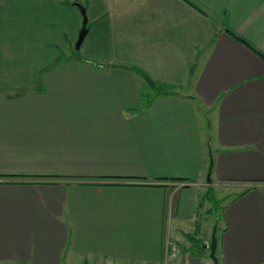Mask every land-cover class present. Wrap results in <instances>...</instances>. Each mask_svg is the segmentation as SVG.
<instances>
[{
  "label": "crops",
  "instance_id": "obj_1",
  "mask_svg": "<svg viewBox=\"0 0 264 264\" xmlns=\"http://www.w3.org/2000/svg\"><path fill=\"white\" fill-rule=\"evenodd\" d=\"M210 226L264 264V0L1 1L0 264H205Z\"/></svg>",
  "mask_w": 264,
  "mask_h": 264
},
{
  "label": "rangeland",
  "instance_id": "obj_2",
  "mask_svg": "<svg viewBox=\"0 0 264 264\" xmlns=\"http://www.w3.org/2000/svg\"><path fill=\"white\" fill-rule=\"evenodd\" d=\"M3 1V0H0V2ZM78 51V49L76 50ZM74 50V52H76ZM211 112V111H210ZM210 120H211V117H210ZM215 186V188L217 189L216 190V200H218V203L215 205L213 202H212V199L210 197L207 196V192L205 191V197L207 198L208 202L210 203L209 205L212 206V209L217 212L218 211V208L220 206L219 204V199L221 197V189L220 187H218L217 185H213ZM213 198H214V195H213V188L214 187H208ZM216 215V213H215ZM211 214H209L208 218H210ZM212 230H213V227L210 226V228L208 229V232L206 233V238L205 237V234L201 235L200 236V240H197L195 243H196V246L193 250L194 254L199 256V258H201L200 260L205 263V264H213L212 260L210 259L209 257V250L207 249H202V241H206V242H210V238H211V234H212ZM199 237V236H198Z\"/></svg>",
  "mask_w": 264,
  "mask_h": 264
},
{
  "label": "water",
  "instance_id": "obj_3",
  "mask_svg": "<svg viewBox=\"0 0 264 264\" xmlns=\"http://www.w3.org/2000/svg\"><path fill=\"white\" fill-rule=\"evenodd\" d=\"M76 4L77 6H79L83 16V22H82L83 24L79 30L78 37L75 42V48H79L81 41L83 40V37L86 33V16L83 6L79 2H76ZM206 179L207 181H210L209 173H207ZM215 250H216V236H215V227H213L210 243H209V257L212 260L213 264H219L217 256L215 254Z\"/></svg>",
  "mask_w": 264,
  "mask_h": 264
},
{
  "label": "trees",
  "instance_id": "obj_4",
  "mask_svg": "<svg viewBox=\"0 0 264 264\" xmlns=\"http://www.w3.org/2000/svg\"><path fill=\"white\" fill-rule=\"evenodd\" d=\"M72 3L74 4L75 2H72ZM206 192H207V196L210 197L212 199V202L216 205L218 203V200H216L215 198H213V196H212L209 188L207 189Z\"/></svg>",
  "mask_w": 264,
  "mask_h": 264
},
{
  "label": "built area",
  "instance_id": "obj_5",
  "mask_svg": "<svg viewBox=\"0 0 264 264\" xmlns=\"http://www.w3.org/2000/svg\"><path fill=\"white\" fill-rule=\"evenodd\" d=\"M206 247H208V244H206ZM169 249L171 251L170 253H172V254H176L178 251V248L174 245L170 246ZM199 264H201V263H199Z\"/></svg>",
  "mask_w": 264,
  "mask_h": 264
}]
</instances>
